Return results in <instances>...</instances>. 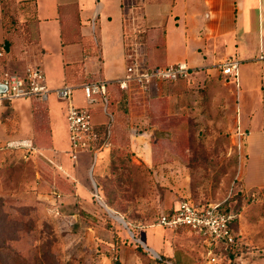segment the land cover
Wrapping results in <instances>:
<instances>
[{"label":"rangeland","instance_id":"374dc122","mask_svg":"<svg viewBox=\"0 0 264 264\" xmlns=\"http://www.w3.org/2000/svg\"><path fill=\"white\" fill-rule=\"evenodd\" d=\"M48 103L66 104L67 114L55 91ZM102 106L91 107L95 120L110 124L108 145L97 159L87 149L71 161L66 121L61 169L47 159L57 158L53 151L34 142L5 147L28 128L8 129L0 119V264H264V191L243 187L232 138L235 94L222 75L194 73L145 95L117 90L111 116ZM70 163L80 172L73 183L64 168ZM185 198L236 215L231 252L217 250L210 260L197 235L159 224ZM153 227L164 236L155 229L144 236ZM150 239L158 249L144 243Z\"/></svg>","mask_w":264,"mask_h":264},{"label":"crops","instance_id":"0c3cea01","mask_svg":"<svg viewBox=\"0 0 264 264\" xmlns=\"http://www.w3.org/2000/svg\"><path fill=\"white\" fill-rule=\"evenodd\" d=\"M15 6L21 30L28 26L29 31L15 35L12 54L0 56V73H22L28 64L39 62L51 91L71 86L77 105H86L84 84L125 76L135 45L150 67L186 62L191 75H222L235 94L232 138L241 154L243 187L264 190V0H15ZM4 44L0 0V48ZM232 56L239 60L236 77L219 67ZM161 84L152 83L145 94ZM49 98L50 93L46 100L2 101L0 119L8 129L28 128L25 136L8 142L30 139L62 158L66 104L53 109ZM42 106L45 120L40 118ZM94 121L106 122L103 117ZM64 168L69 181L79 178L71 163ZM151 229L165 234L153 227L144 236ZM144 243L154 250L160 242Z\"/></svg>","mask_w":264,"mask_h":264},{"label":"built area","instance_id":"2783aa9c","mask_svg":"<svg viewBox=\"0 0 264 264\" xmlns=\"http://www.w3.org/2000/svg\"><path fill=\"white\" fill-rule=\"evenodd\" d=\"M5 54V49L0 48V56ZM129 64L126 74L119 83L122 89L130 90L132 87L140 94L152 83L176 82L191 76L192 68L186 62L168 64L158 67H150L143 63L138 53V45L129 53ZM239 60L237 57H229L223 60L219 67L223 74L236 77L238 74ZM133 85V86H132ZM51 89L47 83V75L44 67L39 62L27 65L24 72H13L5 70L0 73V102L11 101L16 98L30 97L36 100H46ZM57 95L67 100V121L71 138V149L69 155L74 161L78 152L91 150L95 159L99 152L108 145L105 141L100 147L95 143L98 139L96 123L93 117L92 105L102 103V109L107 112L106 84L103 80L84 84L83 92L86 105L80 106L73 101L74 90L69 85L55 89ZM32 140L19 139L7 143L5 147L20 148L31 146ZM56 159H47L56 167L62 168ZM96 196L99 197L98 192ZM235 214L224 211L220 203H211L205 207H199L193 200L185 198L179 201L177 207L171 208L159 217V224L170 229L185 228L197 235L205 245L210 260H215L216 250L224 247H234L236 234L233 229Z\"/></svg>","mask_w":264,"mask_h":264},{"label":"trees","instance_id":"16d2710c","mask_svg":"<svg viewBox=\"0 0 264 264\" xmlns=\"http://www.w3.org/2000/svg\"><path fill=\"white\" fill-rule=\"evenodd\" d=\"M1 4H2L3 21H4V27H5V44H4L5 45V54L6 53L12 54L15 35L19 34V33H26L27 34V32L29 31V27L26 26V27H24L23 30H21L22 26L20 25V22H19V19L17 16L15 0H1ZM4 56H1V57H4ZM163 83H169V82L166 81ZM105 84H106V96H107V100H108L107 112H108V115L111 116L110 99L116 93V91L118 90L120 93H122L126 97L132 93L130 92V90L122 89L118 80L105 81ZM112 84L114 87H113V89H110V86ZM132 91L136 92L134 86L132 87ZM96 130L98 132L99 137L95 143V146L100 147L110 137V124H109V122L106 121L104 123L96 125ZM254 190H260V189H251L249 191H254ZM198 206L199 207H205V206H200V205H198ZM235 219H236V215H235L233 223H232L233 229H234ZM222 249L227 251V252H231L233 250V247H224ZM217 250H220V249H217ZM217 250H216V252H217Z\"/></svg>","mask_w":264,"mask_h":264},{"label":"water","instance_id":"95a60500","mask_svg":"<svg viewBox=\"0 0 264 264\" xmlns=\"http://www.w3.org/2000/svg\"><path fill=\"white\" fill-rule=\"evenodd\" d=\"M108 208V207H107ZM112 210V209H111ZM119 217V216H118ZM121 218V217H120ZM121 222H123L125 225H127V223L125 222V220L123 218H121Z\"/></svg>","mask_w":264,"mask_h":264}]
</instances>
